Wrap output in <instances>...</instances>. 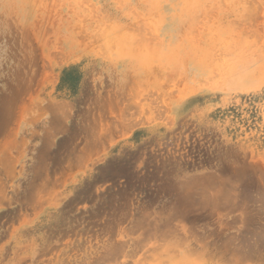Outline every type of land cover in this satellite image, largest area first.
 Here are the masks:
<instances>
[{
  "label": "rangeland",
  "instance_id": "374dc122",
  "mask_svg": "<svg viewBox=\"0 0 264 264\" xmlns=\"http://www.w3.org/2000/svg\"><path fill=\"white\" fill-rule=\"evenodd\" d=\"M0 264H264V0H0Z\"/></svg>",
  "mask_w": 264,
  "mask_h": 264
}]
</instances>
